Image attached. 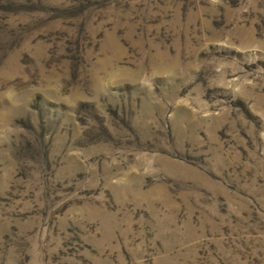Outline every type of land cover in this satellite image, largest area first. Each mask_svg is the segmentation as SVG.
Returning <instances> with one entry per match:
<instances>
[{
    "label": "rangeland",
    "instance_id": "374dc122",
    "mask_svg": "<svg viewBox=\"0 0 264 264\" xmlns=\"http://www.w3.org/2000/svg\"><path fill=\"white\" fill-rule=\"evenodd\" d=\"M0 264H264V0H0Z\"/></svg>",
    "mask_w": 264,
    "mask_h": 264
}]
</instances>
